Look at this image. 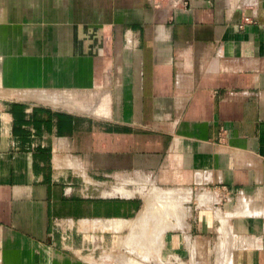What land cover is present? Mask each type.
I'll return each mask as SVG.
<instances>
[{
  "label": "crops",
  "instance_id": "1",
  "mask_svg": "<svg viewBox=\"0 0 264 264\" xmlns=\"http://www.w3.org/2000/svg\"><path fill=\"white\" fill-rule=\"evenodd\" d=\"M163 162L166 264H264V0H0V264H110Z\"/></svg>",
  "mask_w": 264,
  "mask_h": 264
},
{
  "label": "rangeland",
  "instance_id": "2",
  "mask_svg": "<svg viewBox=\"0 0 264 264\" xmlns=\"http://www.w3.org/2000/svg\"><path fill=\"white\" fill-rule=\"evenodd\" d=\"M44 93L45 95L36 93L37 97L28 100L46 108L73 109L88 116L97 112L98 118L109 117L107 114L114 101L105 98L101 92L95 94L93 91L89 93L90 98L70 96L67 91ZM165 165L163 162L162 173L159 174L158 181L154 178H141L142 185L136 190H139V196L143 201V210L140 217L142 220H147V222L137 228V234L127 239V241L124 238H114L113 243H111L110 264H166V258L163 257L165 244L162 241L164 231L180 222L181 211H176L175 205H172V201L175 202L174 199L172 200L173 195L167 194L164 179ZM147 201L151 203V212H147ZM148 221H152L153 225H150ZM124 243L126 245H123ZM125 246L129 248L124 249ZM169 262L170 264H183L181 258L174 261L169 260Z\"/></svg>",
  "mask_w": 264,
  "mask_h": 264
},
{
  "label": "built area",
  "instance_id": "3",
  "mask_svg": "<svg viewBox=\"0 0 264 264\" xmlns=\"http://www.w3.org/2000/svg\"><path fill=\"white\" fill-rule=\"evenodd\" d=\"M160 6H159V4H155L154 3V8H159ZM171 19H172V16H171ZM244 22H248L249 20L246 18V19H244L243 20Z\"/></svg>",
  "mask_w": 264,
  "mask_h": 264
}]
</instances>
